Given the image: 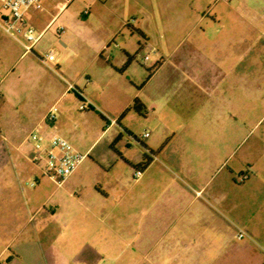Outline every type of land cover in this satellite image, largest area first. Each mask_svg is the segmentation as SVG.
<instances>
[{
  "label": "crops",
  "instance_id": "1",
  "mask_svg": "<svg viewBox=\"0 0 264 264\" xmlns=\"http://www.w3.org/2000/svg\"><path fill=\"white\" fill-rule=\"evenodd\" d=\"M42 3L43 10L26 11L24 19L36 33L44 30L41 36L52 29L58 37L59 45L50 50V69L60 81L55 87L31 73L25 80H10L6 96L0 82V264H264V216L258 215L264 210V200L258 202L264 195L258 187L259 181L264 185V159L240 170L230 166L228 175L216 182L209 176L197 188L180 160L158 173L149 172L150 163L135 177L131 165L137 161L118 150V157L110 159L85 158L61 185L51 179L56 186L48 192L49 178L40 174L32 180L40 164L29 159L33 146L27 139L52 105L57 106L55 121L42 124L41 131L68 141L77 124L63 119L72 114L100 116L107 126L100 123L98 137L121 135L117 124L129 130L121 120L112 124L109 119H117L136 96L146 114H160L169 103L159 87L169 79L155 85L154 97L144 93L141 52L149 53L151 65L158 64L155 73L164 67L170 75L179 71L172 85L188 86L193 70L224 64L210 59L211 52L219 56L228 51L237 60L256 53L257 32L264 29V0H229L226 14L216 12L215 0H89L82 18L63 15L69 2ZM60 26L64 29L57 34ZM210 27L213 32L207 31ZM8 36L24 43L21 34H8L0 26V62ZM38 41L20 54L33 66L42 62ZM42 86L47 93L51 86L57 88L51 104L47 96L31 101L27 94ZM182 99L181 109L169 104L170 115L185 114L188 101ZM82 100L88 106L83 112L78 108ZM177 123L186 127V116ZM91 146L85 149L88 155ZM242 215L250 220L244 227L249 236L235 240L233 232L227 238Z\"/></svg>",
  "mask_w": 264,
  "mask_h": 264
},
{
  "label": "rangeland",
  "instance_id": "2",
  "mask_svg": "<svg viewBox=\"0 0 264 264\" xmlns=\"http://www.w3.org/2000/svg\"><path fill=\"white\" fill-rule=\"evenodd\" d=\"M226 2L215 0L212 6L215 5V10L219 14L230 13ZM85 10L89 11V0H70L63 15L82 18L85 16ZM214 28L210 27L207 31L213 32ZM225 30L226 32L230 31L229 27ZM8 37L6 40L8 48L4 51L0 62L2 94L6 96L10 93L6 86L10 80H25L31 76V73L48 80L52 86L60 81L59 77L50 69V62L42 61L39 66L29 64L28 56H20L24 49L23 45L19 44L15 38ZM212 40H216V38L210 37L209 41ZM57 45H59L58 37L52 33V29H49L41 36L36 47L42 58L46 52L54 49ZM80 45L81 43H75V46ZM145 55L149 57L147 51H142L138 56L141 61L138 67L143 71L140 75L143 92L154 97L157 90L155 85L164 84L169 79L168 85L159 87L161 96L178 109H181L180 106L183 104L182 98L186 97L188 104L185 114L181 115L178 112L170 115L167 110L172 104L170 106L165 104V111L154 116L145 112L139 115L133 110H129L121 118V122L128 126L129 130L119 127L118 124L115 125L121 132L117 140L115 139L118 133L112 135L107 132L98 137L100 123H103L104 127L107 126L100 116L80 117L78 114H72L66 116L63 121L68 125H73V122L77 124V127L67 135L76 150L84 153L85 149L92 145L86 158L96 159L118 157V150H121L129 153L130 157L138 163L143 154H149L150 150L142 143H152L155 148L149 172L156 171L158 173L160 169L168 168V165L171 164L170 161L180 160L183 172L188 178L193 177L189 180H197V188L209 176L216 182L220 177L228 175L230 166L240 170L246 168L249 163L256 161L259 163L264 159V29L257 32L256 53L242 54L240 60H237L228 51L219 56L211 52L208 54L210 59L220 58L224 64L218 69L209 67L204 70H193L194 80L191 84L188 83V86L177 83L172 85L177 82L175 79H179V71L170 75L172 71H168V68L164 67L155 73L156 68L154 69L151 65L152 59L144 60ZM234 60L237 63L231 66L230 62ZM250 61L255 62L254 67L248 66ZM149 69L154 71L147 78ZM82 76L84 77V75ZM198 77L203 79L201 83L196 81ZM52 86L48 93L45 89L43 90L45 86H42L35 87L27 94L31 101L47 96L51 104L58 95L57 88ZM30 99L27 98V101L29 102ZM44 102L46 103V101ZM83 111L81 110V112ZM181 116L187 118L186 127L181 126L182 123H177ZM144 132H148L149 137H143ZM224 159L227 160L223 162ZM131 170L134 175L135 168L133 166H131ZM35 176L39 177L40 171L36 170L32 180ZM236 176L239 180L242 174H236ZM258 184H260L259 189L264 188L261 181ZM55 186L51 179L45 185L48 192ZM263 197L260 196L258 202L262 203ZM201 198L202 196H197L199 201ZM260 203L259 206H261ZM258 215L263 217L264 210H260ZM249 221L242 215L237 226L245 231L244 239L249 236L248 231L244 229ZM237 227L227 233V238H231L234 232V239L239 240L236 236Z\"/></svg>",
  "mask_w": 264,
  "mask_h": 264
},
{
  "label": "built area",
  "instance_id": "3",
  "mask_svg": "<svg viewBox=\"0 0 264 264\" xmlns=\"http://www.w3.org/2000/svg\"><path fill=\"white\" fill-rule=\"evenodd\" d=\"M62 4L68 3L70 0H61ZM229 1V0H223ZM44 6L42 0H0V26L3 30L11 35L21 34L24 38V51H31L33 45L39 40L44 30L36 33L33 27L28 26L24 19L26 11H41ZM87 10H85V13ZM60 26L56 29V33L63 31ZM54 58L52 51H48L41 58L44 63H49ZM144 60H148V55L144 56ZM73 85L68 83V89H72ZM80 110L88 108L87 102L82 100L78 106ZM57 113V106L52 105L44 114L42 124L53 125ZM110 123H116V119L111 118ZM42 124H37L27 134V139L31 141L33 151L29 156L31 162L40 164L41 176L47 177L55 181L59 186L63 181L71 175L79 164L88 156V152H80L62 135L56 132L41 131ZM143 137L148 136V132H144ZM141 174L139 171L134 172L137 177ZM245 175L240 176V181ZM33 184V183H32ZM245 235L243 230H238L237 238L241 239Z\"/></svg>",
  "mask_w": 264,
  "mask_h": 264
},
{
  "label": "trees",
  "instance_id": "4",
  "mask_svg": "<svg viewBox=\"0 0 264 264\" xmlns=\"http://www.w3.org/2000/svg\"><path fill=\"white\" fill-rule=\"evenodd\" d=\"M158 64L153 65L152 67L155 69L157 67ZM148 77L151 76L152 70H148ZM129 110H133L134 112H136L139 115L144 114V110H145V105L141 102V100L136 96L133 98L132 102L128 105V107L121 113V115L116 119L117 122H119L121 120V118L124 116V114L129 111ZM120 135H117L116 139H119ZM153 150H149V154L144 153L142 159L136 163L133 164L131 166H133L135 168V171H139V172H143L147 166L152 162V156H153ZM134 171V172H135Z\"/></svg>",
  "mask_w": 264,
  "mask_h": 264
}]
</instances>
